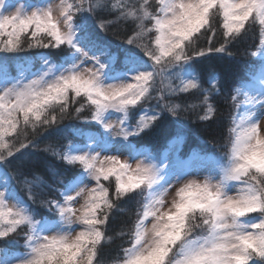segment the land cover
<instances>
[{
  "label": "snow or ice",
  "instance_id": "snow-or-ice-1",
  "mask_svg": "<svg viewBox=\"0 0 264 264\" xmlns=\"http://www.w3.org/2000/svg\"><path fill=\"white\" fill-rule=\"evenodd\" d=\"M154 3L155 8L153 0H139L138 5H129L128 0H43L38 4L0 0V61L26 48L63 53L58 60L40 54L41 70L15 81L8 79L0 62V241L15 243L10 237L23 230L25 249L17 256L0 248V264H107L101 252L112 239L106 234L109 215L120 209V200L133 199L137 190L143 203L127 233L128 246H121L111 264H264V70L238 80L229 91L234 107L237 98L244 97L243 114L230 117L227 152L214 158L203 179H187L192 173L169 176L155 157L134 147L130 139L151 130L164 112L172 117L193 112L205 123L215 118L214 97L223 92L218 74L214 69L205 73L199 58L229 51L227 45L258 24L260 48L251 54L264 65V0ZM100 12L116 15L90 25L89 16ZM218 17H222L224 39L216 47L212 38ZM129 19L135 28L126 43L143 55L134 48L113 51L96 34L97 28L107 32L108 25ZM201 36L207 38V49L196 47ZM86 61L92 66H85ZM158 80L162 85L167 81V87L158 88ZM173 80L179 83L173 85ZM193 90L199 93L196 99L188 98ZM181 96L183 100L171 99ZM81 97L74 109L76 117L89 108L90 117L83 119L95 122L107 136L93 138L84 148L45 149L80 170L65 180L63 173L48 169L60 178L62 200H41L56 215L51 223L38 220L34 210L10 190L8 166L13 157L25 155L22 149L37 147L27 139L29 128L35 133L37 127L57 124V110L62 120L70 114V104ZM153 99L159 111L142 106ZM137 106L140 110L133 122ZM114 114L118 115L113 121ZM113 135L120 140L113 143ZM185 137L183 124L176 120L172 140L178 143ZM122 153L128 159L122 161ZM19 174L35 203L32 187L46 182L38 174L32 179ZM113 176L115 190L110 196L102 181ZM92 182L95 187L89 186ZM175 185L179 187L165 210L166 197ZM80 200V208H74Z\"/></svg>",
  "mask_w": 264,
  "mask_h": 264
},
{
  "label": "trees",
  "instance_id": "trees-1",
  "mask_svg": "<svg viewBox=\"0 0 264 264\" xmlns=\"http://www.w3.org/2000/svg\"><path fill=\"white\" fill-rule=\"evenodd\" d=\"M109 2H113V0H109ZM129 5H138V0H128ZM115 12H100L97 13L94 16L95 23L99 19L103 20H111L113 17H115ZM218 21V19H217ZM218 23H216V35L212 38L213 45L216 47H219L223 42V36L221 27H218ZM108 30L107 33L109 36L114 37L112 35H115V31H119L117 39L120 41L126 42V39L133 34L135 23L131 19L128 21H121L119 23H113L107 26ZM117 28V30H114V28ZM247 27V25H246ZM252 29L247 31L246 34H242L237 40L233 41L231 44L227 45L229 51L224 53H217V52H210L206 53L205 57L199 58L203 63L206 62L208 66H203L201 63L202 70L206 73L208 70L214 69L215 72L219 75V84L220 89L222 90L223 94L220 96L214 97V101L216 104V107L218 109L216 116L213 120L209 122H202L199 123L198 120L194 119L195 124L192 122L193 116H195L193 112L184 113L181 112V115L179 117H174L175 119H178L180 117L188 118V124L187 127L193 129L195 133L201 137V139H204L205 141H211L212 139L219 138L224 130L226 120H227V112L229 110V91L232 89L233 84L235 83V73H238L237 70L241 66V60L242 65L247 61V54H249L250 49L252 48V45L254 43V36L251 32ZM211 35V33H209ZM116 38V37H115ZM7 39V37H6ZM47 39V38H43ZM27 45V38L25 39V47ZM132 48H134L137 52H139L141 55H143L142 52L138 48H135L134 45H130ZM210 45L208 44L207 38L204 36H201L200 39L197 41L196 47L198 48H204L207 49ZM42 48H32L27 49L26 52L31 54H37L41 51ZM46 50V51H45ZM30 51V52H29ZM50 51V50H49ZM44 53H49L47 49H43ZM3 55V54H0ZM14 57V59H17L19 57H16L17 55L10 54ZM147 58V57H146ZM13 59V58H10ZM2 62H9V59L3 60ZM245 69V67H244ZM243 71V70H242ZM233 74V75H232ZM199 96V93H196L195 90L190 92L188 94V98L190 99H196ZM173 101H176L177 99L183 100L184 97L181 96L179 98L172 97ZM83 100V97L78 98V102L75 104H70L69 112L70 114L66 115L62 120L60 119V114L57 110L55 113L57 115L58 123L51 126H43V127H37L35 133L32 132V130L28 129V140H32L35 142L37 147L34 149L43 156L42 161H38L36 158H32L30 160L29 166H26L23 169L16 168L14 169V174L16 178L17 185V192L26 197L28 200L30 207L34 210L35 208H44V206L41 204V200H46V194L45 189H41V187H35L33 186L31 191L32 194L35 196V203H33L32 200L29 199V191L25 184L22 183L23 177L19 173H23L24 176H27L29 179L33 178V174H38L41 176L40 172L37 170V164L41 165V163H46L48 168L57 169L54 163L61 164L63 170L60 173H63V179L71 178L74 172H78L79 166L75 167H69L61 160L57 159L55 156L51 154L49 151H45L46 148L49 146L51 148H55L63 152L64 147L68 146L69 144H72L74 141V137L76 136V128L79 127V124L83 125H90L92 124L91 120H85L84 117H90V109L86 107L85 111L80 114L81 118H77L74 109L79 106V101ZM164 119V118H162ZM187 135V132H186ZM170 138V137H169ZM167 138V139H169ZM12 139V138H9ZM21 139H24V137H21ZM211 139V140H210ZM33 149L31 145H29ZM203 151V150H202ZM207 151H213L217 153V151L213 149H208ZM66 172V174H64ZM52 175V174H51ZM67 175V176H66ZM59 177H54L52 180L53 186L55 189H59V186L61 185L59 182ZM114 184L109 183V195L112 196L115 190V181L113 180ZM44 187V186H43ZM133 199L129 198H123L118 203L120 205V209H123L121 211L120 209H113L112 212L109 215V221L106 225V234L107 236L112 237L111 241L104 243L101 256L103 259L107 262V264H111L113 259L120 253L121 246L124 247L127 240H125V237L130 230V227H132L131 223V215H132V209H133ZM123 231L125 233L124 236L118 235ZM23 232V231H21ZM11 240L16 241L15 243H4L3 241H0V247L7 248L10 251H17L21 248L18 247V244L20 242L21 237L18 239V236L13 235L10 237Z\"/></svg>",
  "mask_w": 264,
  "mask_h": 264
},
{
  "label": "rangeland",
  "instance_id": "rangeland-1",
  "mask_svg": "<svg viewBox=\"0 0 264 264\" xmlns=\"http://www.w3.org/2000/svg\"><path fill=\"white\" fill-rule=\"evenodd\" d=\"M8 2L13 3V2H11V0H8ZM53 2L59 3V0H53ZM138 2H139V0H138ZM155 7H156V5H155L154 0H153V8H155ZM84 15L89 16V14H87V13H85ZM217 19H218L217 22H219L218 27L219 26L221 27L222 19L221 20H220V18H217ZM88 22L90 25H95L96 23L94 20V16H89ZM250 28L252 29L251 32L253 33V36H254V43L252 45V48L250 49L249 54H247V57H248L247 61L243 65H242V60H241V66L237 70L238 73H235L236 77L241 76V77L245 78L246 74H243V73L246 72L247 68L248 69L254 68L253 65L258 61V56H253L251 53L258 51V47L260 45L259 44V39H260V37H259V26H258V24H256V25H252ZM250 28H248V30H250ZM114 30H117V28L115 27ZM221 31L223 32L222 27H221ZM114 33H115V35H112L114 37H111V36H109V34L107 32L100 31L98 28L96 29V34L99 36V38L102 41L106 42L112 48L113 51L120 52L123 49L132 48L126 42L120 41L117 39V37H119L118 36L119 31H115ZM43 38H47V37H43ZM4 39H6V37H4ZM62 48H63L64 52L69 51L66 48V46H62ZM43 49L44 48H42L41 51L37 54H31V53L26 52V50H25L21 53L13 54V55H17L16 57H19L17 59H14V58L10 59L9 58V62H7V63L2 62V61H0V62H2L6 66L7 73L12 71L15 66H17L16 69L23 70V71L25 70L24 67L32 69L37 64V60L38 61L41 60L40 54H45L43 52ZM47 50L49 53H46L45 55H50L52 57V59H54V60H58L59 56L63 54L60 50H56V49H47ZM146 60H147V58H146ZM149 63H151V62L149 61ZM202 64H203V66H208L206 62H204V63L202 62ZM85 66L91 67L92 62L86 61ZM244 67H245V69H244ZM171 83L173 85H175V84H178L179 81L173 80V81H171ZM157 87L158 88H166L167 87V81L162 85V84H160V82L158 80L157 81ZM154 95H155V93H154ZM237 103H238V98H237V101L235 102V107H234V102H232L231 100L229 101V110L227 112V120H226V124H225L224 130H223V133L219 138L217 137V138L212 139V140L210 139L211 140L210 142L207 140L205 141L204 139H201V137H199V135L197 133H195L193 129L189 128V126L187 127V124L189 121L188 118L180 117L178 119H175L174 117H172L167 112H164L161 114L162 118H164V119L161 118L159 121H157L155 123V125L151 128V130L146 131L145 133L141 134L139 137H133L130 139H132L133 145H134V142L138 141L141 144L148 143L151 146H154L155 150H158L161 147H163L167 138L173 137L175 130H176V120H179L183 124V126L187 132V135L182 141H180L178 143L173 141L174 145L171 149V153L167 155V158L166 157L164 158L165 164H164V167L162 169H165L169 176H173L174 174L184 175V174H180V172H182V171L184 172V170H183V168H181V164L178 161H181V156L183 155L182 151H183V148L186 147V145L187 146L193 145V146H196L200 149H202V148L213 149V150L217 151L219 156H223L225 154L226 143L228 140L227 128L229 126L230 117H232V114H233V112L237 106ZM142 106L144 108H148L149 110L159 111V105H158L156 99L151 100L149 103L142 104ZM138 110H140V106H137V109H135L133 113H135ZM116 115H118V114L113 115V117H112L113 121L115 120ZM194 115L195 116H193L192 122L195 124L194 119L198 120V118H197L196 114H194ZM133 118H134V114H133ZM134 121L135 120H133V122ZM198 122L202 123L199 120H198ZM91 125H87V124L83 125L80 123L79 127L76 128V136L74 137V142L79 140V135L82 132H84L85 130L86 131L88 130L89 135L92 138V141H93V138H95L96 140H100L99 135L97 134L98 130H97L96 124H91ZM261 128H264V120H261ZM119 140H120L119 137H116L115 135L112 136V142L113 143H116ZM66 149H67V147L64 148V151ZM21 151L23 153H25V155L20 157V154L17 153L16 156L20 157V158L17 159L16 157H13L12 163L8 166V169H7L9 172V175L12 177L9 187H12L14 189L13 193L15 195H17L16 194V192H17L16 183H18L19 181H17V182L15 181L16 178H15V174H14V169H16V168L23 169L26 166H29L30 160L32 158H36L40 162L42 161V158H43V156L41 154H39L34 148L32 149L31 147H28L26 149H22ZM142 152L149 153L147 150H142ZM120 159L122 161L128 159L127 154H125V153L120 154ZM195 160H194L195 162L192 163L188 168V173H192V175L187 176V179H203V177L208 174V171L210 170V166L212 165V162H213V160L205 161L203 159H199V157L195 158ZM174 162H177L178 165L175 166L173 164ZM131 163L133 164V166L135 165L134 160L131 161ZM54 164L57 168L56 170L59 172H62L63 168H62L60 162L54 163ZM48 169L49 168L47 167L46 163H41V165L37 164V170H38V172H40L41 177L46 182L43 185L44 187L41 186V189H45L46 200H55L58 198V196H57L58 189L54 188L53 183H52L54 176L50 174ZM64 174H66V172H64ZM113 177H110V179L108 181H102V183L106 187H108L109 183L114 184ZM89 186L95 187V182H92ZM176 187H179V185H175L174 187H172L169 191L168 196L166 197L167 203L165 204V210H167V208L171 205V202L175 196ZM139 191L140 190H137V193L132 194V196L134 197L133 209H132V215H131L132 226H133V223L135 222V220L137 219V216H136L137 209H138V207H140L141 201H142V196L138 194ZM144 192H145V190H144ZM19 198L23 199L24 202L30 206L26 197L21 195V196H19ZM82 203H83V200H80L79 203H74L73 207L76 209H79L80 204H82ZM51 211H52V209L50 210L49 208H47L45 206H44V208H35L34 209V213L36 215V218H40V219L43 217L52 215ZM77 214H79V213H77ZM149 224H150V222H149ZM74 227H77V231L79 230L78 226H74ZM131 228L132 227H130V230H131ZM23 234L24 233L21 232L20 235L18 236V239L21 237L20 242L23 241V245H24ZM125 240H127V242L125 244V246L127 247L128 246V236L127 235L125 237ZM0 248H4V247H0ZM15 255L19 256V254H15Z\"/></svg>",
  "mask_w": 264,
  "mask_h": 264
}]
</instances>
